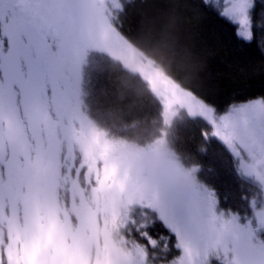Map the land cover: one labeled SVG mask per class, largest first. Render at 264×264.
<instances>
[{
    "label": "snow or ice",
    "instance_id": "6c2138e0",
    "mask_svg": "<svg viewBox=\"0 0 264 264\" xmlns=\"http://www.w3.org/2000/svg\"><path fill=\"white\" fill-rule=\"evenodd\" d=\"M84 4L0 0V264H149L153 230L165 241L163 264H264V96L223 112L204 100L191 103L205 142L220 143L231 159L243 211L225 206L228 197L201 177L200 163L174 183L163 176L141 182L136 162L121 174L106 146L103 167L95 157L87 165L90 200L83 188L79 200L76 192L61 198L67 162L58 143L71 116L62 110L65 86L55 68L91 40ZM213 5L238 40L264 52V0L259 40L257 0ZM137 212L150 225L133 227Z\"/></svg>",
    "mask_w": 264,
    "mask_h": 264
},
{
    "label": "trees",
    "instance_id": "16d2710c",
    "mask_svg": "<svg viewBox=\"0 0 264 264\" xmlns=\"http://www.w3.org/2000/svg\"><path fill=\"white\" fill-rule=\"evenodd\" d=\"M260 0L253 15L257 40ZM208 0H121L113 23L118 34L151 60L176 84L180 99L193 97L217 110L253 97L264 96V52L256 43L245 44L235 29L218 15ZM84 102L89 118L107 135L143 146L156 139L164 125L162 108L146 83L116 60L91 53L83 70ZM205 124L186 115L175 118L166 133L168 145L182 165H203L201 177L213 185L225 206L242 205L231 159L220 143L205 142ZM206 149L205 155L200 150ZM212 169L213 171H208ZM140 213V212H139ZM135 225H150V216H134ZM149 249L151 264H163L165 241L155 236ZM131 239V237H130Z\"/></svg>",
    "mask_w": 264,
    "mask_h": 264
},
{
    "label": "rangeland",
    "instance_id": "374dc122",
    "mask_svg": "<svg viewBox=\"0 0 264 264\" xmlns=\"http://www.w3.org/2000/svg\"><path fill=\"white\" fill-rule=\"evenodd\" d=\"M219 2L222 5L223 0ZM84 7L89 13L85 23L91 29V40L75 56L66 57L68 70L66 75L70 86L80 98L84 118L94 125L84 107V66L91 53L102 52L118 61L127 71L138 75L147 84L162 108L164 127L156 139L143 146H137L126 140L121 142L119 146L121 158L118 163L120 173H123L129 162L135 161L133 175L139 174L141 182L154 176H163L169 182H177L181 178L182 171H192L197 167H182L176 152L167 145L166 133L173 120L180 115L194 118L191 103L200 99L193 97L188 103L186 100L178 101L161 90L160 82H167L174 89L177 86L151 60L129 45L115 29L113 18L121 7V0H85Z\"/></svg>",
    "mask_w": 264,
    "mask_h": 264
},
{
    "label": "flooded vegetation",
    "instance_id": "af4514ba",
    "mask_svg": "<svg viewBox=\"0 0 264 264\" xmlns=\"http://www.w3.org/2000/svg\"><path fill=\"white\" fill-rule=\"evenodd\" d=\"M67 59L64 58L62 62L56 65L55 70L64 82V98L62 103V110L71 116V121L66 125V131L61 132L58 147L63 156L64 172L60 174V196L70 201L73 192H76L77 200H79L80 189L83 188L84 195L90 200L91 186L88 184V168L90 160L95 157L98 161V167H103V162L100 160L101 146L107 148V158L110 162L118 164L121 156H119L121 140L114 138L103 131H101L95 124L88 122L83 115L81 102L74 89L70 86L68 74ZM67 72V73H66ZM225 111V110H224ZM223 112V111H220ZM233 170V167H232ZM235 182L239 183L238 178L233 171ZM65 183L67 188H65ZM249 199L252 198L253 193H246ZM243 202V201H242ZM236 209L246 207L245 202L242 205L236 204ZM143 213V212H140ZM138 212V214L140 215ZM149 264L150 261H149Z\"/></svg>",
    "mask_w": 264,
    "mask_h": 264
},
{
    "label": "water",
    "instance_id": "95a60500",
    "mask_svg": "<svg viewBox=\"0 0 264 264\" xmlns=\"http://www.w3.org/2000/svg\"><path fill=\"white\" fill-rule=\"evenodd\" d=\"M160 88L162 89V91H164L166 94H168L171 97H175V95L177 94V92L174 91L172 87L167 83H163V82L160 83Z\"/></svg>",
    "mask_w": 264,
    "mask_h": 264
}]
</instances>
